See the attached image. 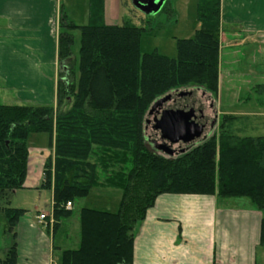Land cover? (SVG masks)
Returning a JSON list of instances; mask_svg holds the SVG:
<instances>
[{
    "label": "trees",
    "instance_id": "trees-1",
    "mask_svg": "<svg viewBox=\"0 0 264 264\" xmlns=\"http://www.w3.org/2000/svg\"><path fill=\"white\" fill-rule=\"evenodd\" d=\"M172 1L159 11L166 22L175 17ZM220 3L197 0L200 26L192 37L176 39L175 57L141 51L142 35L151 28L128 19L105 24L103 0H89L86 25L75 24L60 8L56 105L0 104V198L9 203L23 187L30 133L48 134L52 148L42 186L53 188V235L73 213L68 202L96 187L121 192L114 212L78 211V243L61 250L60 264H132L136 228L162 193L246 197L264 209V136L234 133L235 117L224 116L217 135L177 155L151 148L145 135L143 116L156 99L181 88L217 92ZM25 212L9 205L2 209L10 244L1 264H16V227Z\"/></svg>",
    "mask_w": 264,
    "mask_h": 264
},
{
    "label": "crops",
    "instance_id": "crops-1",
    "mask_svg": "<svg viewBox=\"0 0 264 264\" xmlns=\"http://www.w3.org/2000/svg\"><path fill=\"white\" fill-rule=\"evenodd\" d=\"M60 8L77 25L89 22V0H0V95L10 101L0 104L56 105ZM123 17L120 0H103L105 24H118ZM194 26L195 33L200 26L197 19ZM220 28L218 92L224 90V76L229 69L223 66V56H230L224 62L232 65V69L237 65L238 75L258 74L264 79V68L256 73L247 57L254 51L264 66V0H221ZM242 59L246 60L245 64ZM234 89H237L232 93L236 105L240 99L242 106L252 105L250 95L239 94L243 87ZM246 89L249 92L252 88ZM253 89L263 97L257 99V106L263 111L256 117H261L264 123V83L256 84ZM236 112H232L238 117L235 121L247 119V113ZM237 130L241 136H264V125L256 135L243 133V127ZM47 150L49 155L53 154L52 148ZM42 174L33 183L25 178L23 187L9 197L10 205L22 193L30 197L29 208L24 203L13 206L26 210L16 227V264H60L61 250L78 243L75 202L70 207L72 215L56 229L60 235L57 244L51 232V217L38 220V215L46 212L38 205L49 191L42 186L44 169ZM92 193L97 198L113 197L115 206L109 209L84 205L80 209L117 210L120 190L96 187L89 192ZM263 217L264 209H258L246 197L159 194L136 228L132 264H264V243L260 241ZM6 226L5 221V229Z\"/></svg>",
    "mask_w": 264,
    "mask_h": 264
},
{
    "label": "rangeland",
    "instance_id": "rangeland-1",
    "mask_svg": "<svg viewBox=\"0 0 264 264\" xmlns=\"http://www.w3.org/2000/svg\"><path fill=\"white\" fill-rule=\"evenodd\" d=\"M196 3L197 0H175L172 2V7L175 11V17L173 21L166 22V14L164 12H158L156 14L146 15L136 9L130 0H120V7L122 12L124 13V17L118 20V24H122L125 19L130 20L132 23L136 25L146 26L151 28L150 32H146L142 35L140 48L142 52H150L156 50L158 53L162 55H166L168 57L176 56V39H184L190 38L194 34V28L196 24ZM124 19V20H123ZM161 24V27L158 29L157 25ZM221 31V30H220ZM74 43H73V51L75 53L78 52V48L80 45V32L75 30L74 33ZM229 39V35L227 36ZM248 57L249 63L253 66V70L256 73L262 70L264 66L262 65V58L259 54H255L254 51ZM230 56H223V66L229 68L226 70L225 83L223 84L224 90L221 93L217 92L215 94L204 92L201 89L197 88H181L179 91H172L170 93L171 100L167 102V105H171L173 103L172 100L176 98V93L180 91H188L191 94L194 101V129L192 136L187 142H178L172 145V148L176 150V154L181 153V151H185L192 146L201 143L207 138L217 135L219 132V126L224 116H233L232 112H243V114L247 113V119L242 121H234L232 124V131L236 134H239L237 130L239 127H243L245 134L249 133L251 135H256L259 133L258 131L262 130L264 125L263 119L261 117L262 107L259 105V100L263 99V97H259L260 93H255V89L253 86L256 84L264 83V79L261 78V75H238L236 67L231 68L232 65H228L224 61L229 60ZM243 58V57H242ZM246 60L242 59V63L245 64ZM229 62V61H228ZM231 74H229L230 72ZM235 71V72H234ZM229 72V73H228ZM233 87V89H232ZM243 87L239 91V94L243 96L250 95L253 100L251 106H242V100L240 99V104L236 105L237 102L234 100V96L232 93H236L237 89L234 88ZM246 88H252L249 92ZM233 90V92H232ZM167 94L163 95L166 96ZM239 95V96H240ZM162 96V97H163ZM161 98V97H160ZM256 98V100H255ZM159 99V98H158ZM157 100V99H156ZM155 100V101H156ZM154 101V102H155ZM10 101L1 97L0 95V103H9ZM239 103V102H238ZM153 104V103H152ZM254 104V105H253ZM148 107L146 112L144 113V128L145 135H147L148 142L150 143V147H154L158 145L161 140L159 139V132H154L152 129V119L154 114H149V110L151 108ZM236 112V113H237ZM258 114V115H257ZM243 116V115H242ZM235 117V116H233ZM236 119L238 117H235ZM149 120V123H147ZM262 120V121H261ZM245 127V128H244ZM251 128V129H250ZM249 129V130H248ZM242 133V132H241ZM240 135V134H239ZM259 135V134H257ZM241 136V135H240ZM152 139L149 140V139ZM48 134L46 133H30L27 137V147H28V163L26 170V177L28 183H33L37 178L43 175V169L46 163V160L53 159V154L49 155L48 153ZM52 180V178H51ZM46 189V188H45ZM48 192L44 193V198L41 200L38 208L44 209L47 214H50L51 206L53 203V188L52 186L48 188ZM46 190V191H47ZM52 192V201L51 199ZM113 198V197H112ZM105 199V197L97 198L96 194H89L85 198H80L74 203V213L76 214L80 207L84 205L95 206V207H107L109 209L115 206L114 198ZM29 195H24L22 193L16 200L13 199V202L8 203L5 199L0 198V264L1 260L4 259V253L10 244V238L5 233V221L2 216V209L4 206L13 207L15 204L20 205L21 203L25 204V208L30 207ZM73 206V204H72ZM20 208V206H17ZM49 212V213H48ZM52 223L53 215H52ZM60 235H56L54 239V243L57 244Z\"/></svg>",
    "mask_w": 264,
    "mask_h": 264
},
{
    "label": "water",
    "instance_id": "water-1",
    "mask_svg": "<svg viewBox=\"0 0 264 264\" xmlns=\"http://www.w3.org/2000/svg\"><path fill=\"white\" fill-rule=\"evenodd\" d=\"M130 1L142 13L151 15L158 13L166 0ZM170 100V94L157 99L152 104L149 114H154L152 129L159 132L161 142L157 145L158 149L173 155L175 150L172 145L178 142H187L192 136L195 127L193 123L194 101L188 91H180L176 93L173 103L163 108V105Z\"/></svg>",
    "mask_w": 264,
    "mask_h": 264
},
{
    "label": "built area",
    "instance_id": "built-area-1",
    "mask_svg": "<svg viewBox=\"0 0 264 264\" xmlns=\"http://www.w3.org/2000/svg\"><path fill=\"white\" fill-rule=\"evenodd\" d=\"M70 207H71V203L68 202V203L66 204V208H70ZM47 217H48V214H46L45 212H42V213H40V214L38 215V220H39L40 222H42V221H44ZM49 217L52 218V213L49 214Z\"/></svg>",
    "mask_w": 264,
    "mask_h": 264
},
{
    "label": "flooded vegetation",
    "instance_id": "flooded-vegetation-1",
    "mask_svg": "<svg viewBox=\"0 0 264 264\" xmlns=\"http://www.w3.org/2000/svg\"><path fill=\"white\" fill-rule=\"evenodd\" d=\"M173 101V100H172ZM168 105H167V103H165L164 105H163V108H166Z\"/></svg>",
    "mask_w": 264,
    "mask_h": 264
}]
</instances>
